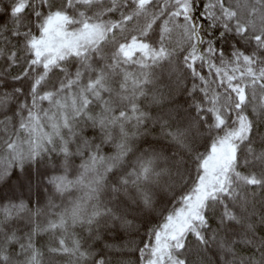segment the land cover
I'll return each mask as SVG.
<instances>
[{
    "label": "snow or ice",
    "instance_id": "snow-or-ice-1",
    "mask_svg": "<svg viewBox=\"0 0 264 264\" xmlns=\"http://www.w3.org/2000/svg\"><path fill=\"white\" fill-rule=\"evenodd\" d=\"M0 264H264V0H0Z\"/></svg>",
    "mask_w": 264,
    "mask_h": 264
}]
</instances>
